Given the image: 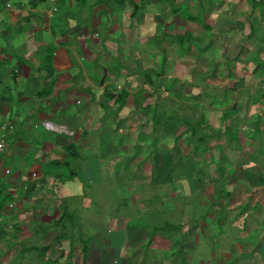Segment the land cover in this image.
Returning <instances> with one entry per match:
<instances>
[{"label": "crops", "instance_id": "obj_1", "mask_svg": "<svg viewBox=\"0 0 264 264\" xmlns=\"http://www.w3.org/2000/svg\"><path fill=\"white\" fill-rule=\"evenodd\" d=\"M195 76L217 121L179 103ZM156 103L201 112L203 144L176 120L151 136ZM133 122L155 166L119 167ZM1 139V262L83 264L80 238L56 241L68 208L86 264H264V0H0ZM135 186L158 189L123 200Z\"/></svg>", "mask_w": 264, "mask_h": 264}, {"label": "trees", "instance_id": "obj_2", "mask_svg": "<svg viewBox=\"0 0 264 264\" xmlns=\"http://www.w3.org/2000/svg\"><path fill=\"white\" fill-rule=\"evenodd\" d=\"M48 61V62H47ZM46 62L48 63V65L51 67V72H53V66L51 65V61L50 59L47 60ZM146 82L149 84H154L153 80L151 78L146 77ZM168 105L166 103H156L154 105L149 104L147 106L144 107V110L147 111H151V115L148 114V112L146 114L147 115V120L148 118L152 120V134L151 136H155V132L158 131L164 120H176L179 124H181L182 126L185 127L184 129V133H189L190 137H197L199 135L202 136V144L205 141V135L203 134V131L205 129H209L210 125H206L205 124V116L199 112H195L192 116H186L182 113H180L179 111H168ZM101 118H106V115L104 113L101 114ZM227 116L226 113H224L223 115V120H226ZM201 123V124H199ZM114 130L116 132L117 136L122 135L121 130L122 127L119 126H115ZM134 130L136 132H134ZM215 132V131H213ZM132 139H131V148L133 149L134 153L129 156L128 158H124L122 157V159L120 160V164L119 167H127L129 164H132V166H134V164L136 165V167L138 168H142L143 166H145L146 164L148 165H154V160H155V152H156V147L153 144L154 141H152L153 143H150L149 148L146 150L144 149L146 144L145 142H142L140 140V137H146V134L142 132V127H135L134 122L132 123V126L127 130L126 132ZM184 133H182L181 135H179V137H182L184 135ZM217 133V132H216ZM218 138V136H217ZM156 139V138H153ZM147 148V147H146ZM207 148V147H206ZM141 156V158H140ZM155 166V165H154ZM152 177V176H151ZM120 180V177L118 176V181ZM150 185H152V182H150ZM124 192V191H123ZM124 193H127L126 195H131L130 191H126ZM131 198V196H130ZM129 197L124 195V199L123 200H130ZM129 204L127 203V206ZM127 209V208H126ZM118 212H121V209L117 210ZM76 215H79L78 213L75 212V209L73 211H70L68 208H66L63 212L61 217L55 222V226L58 227L60 229V233L59 235H57L56 237V241L57 242H61L63 239H67L70 242L71 245V249L74 247L76 242H80L81 246V254L83 256V260L84 263L85 262V258H86V254L87 251L89 250V246L88 243L90 242L88 240V238L85 239V237H82V225L81 224H76L73 223V221L76 219ZM78 220V219H77ZM72 221V223H70ZM71 229H77L79 231V233L75 232L74 234H69V230ZM80 238V240L77 241V239ZM39 250V249H38ZM28 252L31 256L26 259L23 260L22 256L25 252ZM73 251V250H72ZM7 251H0V264H48L51 261L49 259H47L46 257V252L47 251H37L36 249H34V247L32 246H28V247H21L20 251H18L16 254H13V258H11L9 261H4L1 262V257H3V255H5ZM10 252V251H8ZM21 256V257H20ZM73 256V252H69L67 254L68 258H71ZM23 261H22V260ZM53 264H58L57 262H54Z\"/></svg>", "mask_w": 264, "mask_h": 264}, {"label": "rangeland", "instance_id": "obj_3", "mask_svg": "<svg viewBox=\"0 0 264 264\" xmlns=\"http://www.w3.org/2000/svg\"><path fill=\"white\" fill-rule=\"evenodd\" d=\"M193 86L191 85V82L190 83H187L188 85L186 86V85H184V86H182L183 88H182V90L181 91H183L184 93H193L192 94V96H188V95H186V96H188V97H190L191 98V101H186V99H180V102L179 103H182V105L183 104H186V105H199L198 103H201V105H203V107H204V112H205V114H206V116H207V118L208 117H210L211 115H213V120H215V121H217L218 120V115L220 114L219 112H214V111H212V109H210V110H207L206 109V105L210 108H213V104H214V97H216V96H214V94L212 93H210V95H207L206 94V96H203L202 95V93L201 92H203V86L201 85V86H198V85H196V83H197V79H196V76L194 77V80H193ZM202 82V81H201ZM198 86V87H197ZM188 89L190 90V91H188ZM165 92V91H164ZM163 92V94H157V97L156 98H158V99H162L163 97V100H165V102H167L168 103V105L170 106V107H172V106H174L175 104H176V100H177V98L176 97H173V96H171V95H169L168 93H164ZM175 98V99H174ZM218 98V97H217ZM184 101V102H183ZM184 110H185V108H184ZM186 110L188 111V109L186 108ZM209 111V112H208ZM211 111V112H210ZM199 124H201V123H199ZM221 132H224V130L222 131L221 130ZM225 140H226V137L224 138ZM240 160H238V162H239ZM130 180V179H129ZM144 180H146L145 179V177H141L138 173H137V175H136V179H135V181L136 182H138V183H142ZM133 182H134V179L132 180V184H133ZM143 188H145V187H139V186H135L134 188H132L131 189V191H130V193L132 194V196H135V194L136 195H142L143 194V192H144V190H145V192L147 193V194H149L150 192H151V194H153V193H156V191H157V189H158V187L157 186H153L152 187V189L150 188V189H148V190H146V189H143ZM153 191V192H152ZM124 194V193H123ZM125 195V194H124ZM125 196H127V195H125ZM101 199L103 200V198L101 197ZM98 203V201L97 200H95L94 201V207L96 208L97 206H99V208H100V204L98 205L97 204ZM101 210H105V209H103V208H101ZM85 212H86V210L85 209H81V211L79 212V215H81V216H83L84 214H85ZM167 231L168 230H166V234H167ZM28 245H30V244H32V241L31 242H28L27 243ZM11 252H14V251H11ZM31 255L26 251L24 254H23V256H22V259L23 260H26V259H28L29 257H30ZM11 257H12V253H11ZM21 257V256H20ZM8 259H7V261H9L11 258H10V255L7 257ZM21 259V260H22ZM22 260V261H23ZM42 264V263H41Z\"/></svg>", "mask_w": 264, "mask_h": 264}, {"label": "built area", "instance_id": "obj_4", "mask_svg": "<svg viewBox=\"0 0 264 264\" xmlns=\"http://www.w3.org/2000/svg\"><path fill=\"white\" fill-rule=\"evenodd\" d=\"M5 148V140L4 139H1L0 140V152L3 151Z\"/></svg>", "mask_w": 264, "mask_h": 264}, {"label": "water", "instance_id": "obj_5", "mask_svg": "<svg viewBox=\"0 0 264 264\" xmlns=\"http://www.w3.org/2000/svg\"><path fill=\"white\" fill-rule=\"evenodd\" d=\"M103 81H104V78L102 79L101 83H103Z\"/></svg>", "mask_w": 264, "mask_h": 264}]
</instances>
